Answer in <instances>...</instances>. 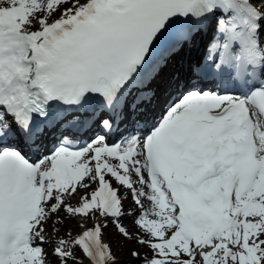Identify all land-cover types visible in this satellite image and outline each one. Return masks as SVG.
Wrapping results in <instances>:
<instances>
[{"label":"snow or ice","instance_id":"1","mask_svg":"<svg viewBox=\"0 0 264 264\" xmlns=\"http://www.w3.org/2000/svg\"><path fill=\"white\" fill-rule=\"evenodd\" d=\"M113 225L135 264H264V0H0V264H119Z\"/></svg>","mask_w":264,"mask_h":264},{"label":"rangeland","instance_id":"2","mask_svg":"<svg viewBox=\"0 0 264 264\" xmlns=\"http://www.w3.org/2000/svg\"><path fill=\"white\" fill-rule=\"evenodd\" d=\"M124 204H128V200H126ZM129 210L131 211V207L128 204L126 211ZM123 223L125 224L126 227H129L133 232L136 231L135 228L132 227L133 220H129V218H126L124 219ZM68 227H71L74 233L79 231V229L75 227L74 222L72 224H69ZM52 232H53L52 227L49 226L48 233L52 234ZM58 235H63V232L59 233ZM105 238L106 240L111 242L113 252L119 264H135L132 257L130 256V252L133 250H138L141 252V254L147 252V249H145L144 247H141L140 245L134 243L133 241H126L124 238L119 236V234L116 232L114 225L110 226L106 230ZM45 250L49 253V256L51 258L52 246H45Z\"/></svg>","mask_w":264,"mask_h":264},{"label":"bare ground","instance_id":"3","mask_svg":"<svg viewBox=\"0 0 264 264\" xmlns=\"http://www.w3.org/2000/svg\"><path fill=\"white\" fill-rule=\"evenodd\" d=\"M200 41H201V39H200L198 42H200ZM197 53H198V45H197V46H196V47L190 52L189 55H187V57H186V61H185V68H186V69H188V68L190 67V64H191L192 61H193V62L195 61V59H196L197 56H198ZM162 102H163V101H160V102H158L155 106H153V107L150 109L148 115L154 114L156 108L159 107V106L161 105ZM148 119H149V116H148ZM134 212L138 213V212H139V209H136ZM129 220H132V218H129Z\"/></svg>","mask_w":264,"mask_h":264}]
</instances>
